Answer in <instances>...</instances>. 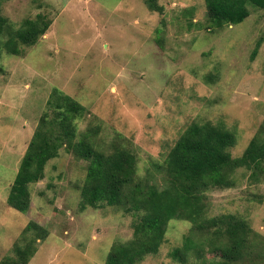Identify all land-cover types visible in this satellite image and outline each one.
I'll return each instance as SVG.
<instances>
[{
    "label": "rangeland",
    "instance_id": "obj_1",
    "mask_svg": "<svg viewBox=\"0 0 264 264\" xmlns=\"http://www.w3.org/2000/svg\"><path fill=\"white\" fill-rule=\"evenodd\" d=\"M15 28L43 15L49 30L22 54L0 35V264L19 262L15 245L28 223L45 227L28 264H107L119 242L133 238L132 215L103 205L80 207L87 162L64 150L31 185L28 212L8 205L11 186L54 89L87 109L80 132L101 125L107 145L132 147L138 173L161 181L164 163L194 122L224 124L241 157L264 123V9L250 6L237 25L207 28L205 0H1ZM158 4L162 10L152 8ZM236 172V186L207 193L209 215L233 214L264 237V179ZM191 224L173 219L159 252L140 264H181L169 254ZM207 260L215 251H206ZM21 262V261H20ZM188 264H197L193 257Z\"/></svg>",
    "mask_w": 264,
    "mask_h": 264
},
{
    "label": "trees",
    "instance_id": "obj_2",
    "mask_svg": "<svg viewBox=\"0 0 264 264\" xmlns=\"http://www.w3.org/2000/svg\"><path fill=\"white\" fill-rule=\"evenodd\" d=\"M155 2V0H154ZM0 0V6H1ZM207 28L222 29L243 23L250 16V6L264 9V0H205ZM152 8L161 11L158 4ZM51 26L45 16L25 19L15 28L0 13V35L3 47L11 55H21L20 46H32ZM87 109L76 99L54 89L44 114L21 161L8 196V205L18 211L31 208V185L45 178L51 160L64 150L86 161V175L79 185L80 207L98 209L110 205L132 215L134 234L128 241L116 243L109 252L107 264H140L159 252L173 219L191 224L182 246L169 256L188 264H264V237L249 223L233 214L209 215L207 193L213 189L236 186L239 169L251 171L254 181L264 179V123L241 157L234 158L231 149L236 134L224 124L194 122L181 134L162 164H155L161 181L141 176L138 158L132 147L116 138L113 145L100 137L101 125L80 132L77 122ZM48 230L35 223L27 224L20 240L26 248L15 245L20 256L14 264H28L39 241H45ZM216 255L207 260L206 251ZM21 261V262H20Z\"/></svg>",
    "mask_w": 264,
    "mask_h": 264
}]
</instances>
